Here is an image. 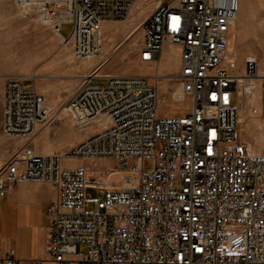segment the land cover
<instances>
[{"label": "built area", "instance_id": "1", "mask_svg": "<svg viewBox=\"0 0 264 264\" xmlns=\"http://www.w3.org/2000/svg\"><path fill=\"white\" fill-rule=\"evenodd\" d=\"M137 2L70 0V32L60 33L61 45H70L76 60L102 58V24L128 23ZM154 5L132 46L155 73L109 75L103 84H92L108 60L100 61L62 111L75 128L105 118L103 129L54 154L20 149L4 168L0 194L22 181L57 189L46 240L52 264H264V76L258 75L255 57H247L244 73L237 74V53L227 54L241 0ZM167 43L181 49L178 74L165 77L178 83L173 99L190 98L191 105L183 114L158 116V69ZM39 78L37 71L8 77L3 111L8 137L31 141L50 120V107L36 86ZM252 81L261 94L257 155L237 146L243 107L234 94L242 82ZM100 158L115 160L119 181L88 212L87 169L64 167L63 160ZM0 264L21 259L10 249Z\"/></svg>", "mask_w": 264, "mask_h": 264}, {"label": "rangeland", "instance_id": "2", "mask_svg": "<svg viewBox=\"0 0 264 264\" xmlns=\"http://www.w3.org/2000/svg\"><path fill=\"white\" fill-rule=\"evenodd\" d=\"M27 1V0H26ZM30 4L22 5L18 0H0V61L6 56L11 63L14 58L15 74L18 77L29 76L37 71L39 79L36 86L43 93L48 104L52 106L50 120L45 126H50V132L43 141L44 146H61L58 152L72 147V140L87 133L94 123L81 128H75L68 117L60 114L62 107L72 94L85 81V76L96 71L100 61L108 60L103 69L98 72V79L92 84H103L106 76H152L155 67L135 59L137 48L132 46L137 33L134 24L145 15L149 16L155 10L156 1L169 0H138L128 23H103L101 42L103 56L100 59L76 60L72 55L70 45H61L60 33L63 37L70 32V0H28ZM48 1L50 4H48ZM45 6H47L45 8ZM128 35H133L125 44ZM5 36V38H3ZM9 38H8V37ZM138 37V36H137ZM10 41V47L5 46ZM5 42V45H4ZM135 43V42H134ZM120 46V47H119ZM14 47V48H13ZM237 53L236 73L242 75L245 71V59L255 57L258 61V75L264 76V0H241L237 20L229 31V57ZM181 49L178 45H164L159 65L160 99L158 116L183 114L191 105L190 98L175 101L173 92L178 83L175 79L165 78L175 76L180 70ZM228 67V62L223 64ZM28 84L33 81L28 80ZM234 99L243 107L238 128L241 140L237 146L251 154L257 155L262 149V124L260 119L261 94L257 81L242 82ZM60 114V115H59ZM69 123V124H68ZM63 165L70 169L86 168L93 185L88 186L90 200L87 211L94 210L95 201L103 199L105 189L95 183L107 181L115 184L119 175L114 173L116 162L112 158L65 159ZM86 251V245L81 252Z\"/></svg>", "mask_w": 264, "mask_h": 264}, {"label": "crops", "instance_id": "3", "mask_svg": "<svg viewBox=\"0 0 264 264\" xmlns=\"http://www.w3.org/2000/svg\"><path fill=\"white\" fill-rule=\"evenodd\" d=\"M147 17L145 15L134 24L137 36H140V25ZM5 46L9 48L10 41H7ZM6 58L5 56L0 61V178H3V171L8 161L20 149L32 146L36 153L49 155L58 153L61 150L60 147L64 145L44 146L43 141L46 139L51 128L50 126H45V124L38 126L31 141L11 138L5 134L3 113L5 85L8 77L16 76L14 58H12L11 63L9 58ZM135 59H138V52L135 53ZM38 91L41 94L43 93L39 89ZM47 105L52 109L50 104L47 103ZM65 117L67 118L64 115L62 118H58V120H62ZM67 119V122H69L70 119ZM105 122V118L94 122L87 129L88 131L85 135L76 140L69 141L71 142L70 145L73 147L95 135L103 129ZM117 183L118 181L115 184ZM93 184L92 178L88 176V185L92 186ZM115 184L105 180L95 183V185H100L104 189L112 187ZM57 198L58 193L55 187L49 183L38 181L19 182L12 188L6 189L3 194H0V257H4L10 249H13L15 254L21 259V264H35L37 261H41V264H52L48 261L46 240L50 222L49 209L56 203Z\"/></svg>", "mask_w": 264, "mask_h": 264}, {"label": "bare ground", "instance_id": "4", "mask_svg": "<svg viewBox=\"0 0 264 264\" xmlns=\"http://www.w3.org/2000/svg\"><path fill=\"white\" fill-rule=\"evenodd\" d=\"M61 112V111H60ZM63 112V111H62Z\"/></svg>", "mask_w": 264, "mask_h": 264}]
</instances>
